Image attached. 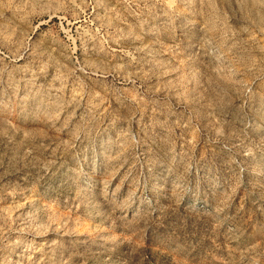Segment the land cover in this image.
<instances>
[{
  "label": "rangeland",
  "instance_id": "rangeland-1",
  "mask_svg": "<svg viewBox=\"0 0 264 264\" xmlns=\"http://www.w3.org/2000/svg\"><path fill=\"white\" fill-rule=\"evenodd\" d=\"M0 264H264V0H0Z\"/></svg>",
  "mask_w": 264,
  "mask_h": 264
},
{
  "label": "bare ground",
  "instance_id": "bare-ground-1",
  "mask_svg": "<svg viewBox=\"0 0 264 264\" xmlns=\"http://www.w3.org/2000/svg\"><path fill=\"white\" fill-rule=\"evenodd\" d=\"M75 6V5H74ZM21 18V17H20ZM25 22V21H24Z\"/></svg>",
  "mask_w": 264,
  "mask_h": 264
}]
</instances>
